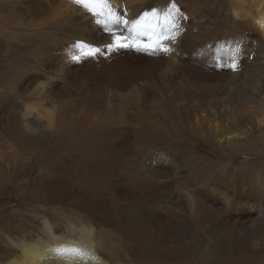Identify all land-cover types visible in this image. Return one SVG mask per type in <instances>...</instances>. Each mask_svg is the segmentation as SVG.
I'll use <instances>...</instances> for the list:
<instances>
[{
    "label": "bare ground",
    "instance_id": "bare-ground-1",
    "mask_svg": "<svg viewBox=\"0 0 264 264\" xmlns=\"http://www.w3.org/2000/svg\"><path fill=\"white\" fill-rule=\"evenodd\" d=\"M175 1L109 0L130 21L113 31L134 41L132 47L140 50L135 63L126 57L129 47L105 48L112 43L110 33L75 0H13L0 11V21L22 24L27 38L30 29L49 32L41 31L48 34H40L42 46L31 49L29 67L0 68L1 140H13L31 160L36 152L52 155L60 141H69L74 163H86L94 152L115 170L125 169L126 163L130 171L126 183L140 190L139 198L123 197L115 187V199L150 216L133 214L139 225L123 226L120 221L116 235L111 228L97 226L91 215L77 211L76 218L68 215L71 223L64 225L60 218L47 227V240L39 245L22 243L23 262L3 259L1 253L0 264H70L79 247L92 252L89 264H137L132 252L136 245L144 255L138 264L158 259L216 264L237 259L238 250L264 253V188L237 183L225 176L224 168L204 175L203 162L192 152L163 140L169 118L174 117V123L189 118L194 135L207 141L219 138L246 147L256 141L264 146V0H232V14L225 20L221 0ZM151 7L157 8L162 26L170 14L163 34H175L176 39L162 41L170 48L168 53L148 47L156 42V35L133 31L131 21L140 20ZM173 24L179 25V31ZM50 32L56 44L46 40L52 37ZM97 47L98 53L93 51ZM88 52L92 54H84ZM74 56L81 58L73 60ZM128 136L139 148L133 152L137 161L132 164L125 156ZM146 145L151 148L152 166L140 156ZM155 147L160 148L154 151ZM47 170L39 173L46 175ZM165 178L162 194L143 190ZM244 208L251 214L241 217ZM72 221L78 225H71ZM237 236L243 244L237 243Z\"/></svg>",
    "mask_w": 264,
    "mask_h": 264
},
{
    "label": "rangeland",
    "instance_id": "rangeland-1",
    "mask_svg": "<svg viewBox=\"0 0 264 264\" xmlns=\"http://www.w3.org/2000/svg\"><path fill=\"white\" fill-rule=\"evenodd\" d=\"M10 1L13 0H0V11L2 9H8L7 7ZM172 1L174 2L175 0ZM211 1L213 2L214 0ZM231 1L232 0L218 1V4H222L223 8H225L222 9V15H224L222 18L223 20L229 19L232 14V10L230 9ZM179 6L182 7L181 5ZM80 7H82V5H80ZM123 7L126 8L127 6L125 7V5H123ZM4 13H7V10H5ZM4 22L2 23L0 21V28H2L4 34L3 35L2 32L0 33V68L8 67L9 70H12L20 68V65H25V68L29 67L30 60L28 57L32 55L31 52L42 46L41 41L44 39L40 38V34L44 35L48 31H42L40 28H35L36 30L30 29L27 33H31L32 35L30 38L34 40L28 45H25L26 43H23L30 38H27L24 32H21L23 25H17L16 23L8 21ZM111 27L112 29L118 28L117 25ZM41 31L45 33H41ZM13 35L17 38H14ZM46 40L49 41L48 43L51 42L56 44L53 35L51 38L48 35V39ZM131 45H134V41ZM132 46L126 51V57L129 58L130 63H135L140 50ZM183 114L186 113L183 112ZM169 119H171V121L167 128L168 133L163 134V140L167 142L170 139L172 145H177L180 148L184 147L185 150L190 153L192 152L203 162L202 172L204 175L214 174L215 171H222L224 168L225 172H227L225 176L229 179H234L237 183L248 185L255 184L257 186L254 187L261 186V188H264V146L257 144L256 141H251V147H246L241 144L238 146L236 144H229L228 140H221L219 138L214 141H207L194 135V132L188 127L190 123L189 118H182L175 123L174 117ZM109 121L113 123L112 118ZM173 125L175 130H172ZM113 126L112 132L113 129L117 127V124L115 123ZM136 128V130H138L140 127L136 124ZM129 130L131 131L132 129ZM106 135H111V133ZM128 137L130 143L125 146V156L127 164H132V161H137V158L133 157V152L139 148H135V145L132 144V137ZM7 140L9 142H7ZM161 145L162 143H160V145L157 144V146ZM58 148L52 155L44 153V149H42L44 154L41 155L36 152L37 154L31 160V155L27 150L19 147L13 140L10 141L9 138L1 140L0 138V235H2L0 236V254H5L3 259H15L17 261L20 260L18 262H23V249L21 244L26 243L31 245L34 243H42V241L47 240V227H52L60 218L63 220L62 223H64V225L71 223L68 217V215L71 214L76 218L75 216L79 212H85L93 217L97 226L104 225L108 229L111 228L109 230H112V233L115 232L116 235H118L119 227L117 224L120 221L123 226L126 224L139 225L138 219L133 214L137 213L140 215L142 213L144 218H150L148 214L138 212L136 210L137 207L134 205H123V203L117 201V198L115 199L114 193H117L115 187L118 188L119 194H121V196L123 195V197H129L128 199L131 198L132 200H134V198H139L138 192H140V190L137 188L132 189L126 183L125 176L130 174V171L126 168L125 162V169L120 168V170H115L113 164L103 157L96 158L94 152L95 156L92 154L88 158L89 160H86V163L77 164L74 163L70 157L73 150L69 141H60ZM159 148L160 147H155L154 151ZM139 151H141V149ZM150 154L151 148H147V145L144 146V150L141 151L140 156L145 160V164H148H146L147 166H152L154 163L153 159H151V161L148 160ZM152 157L155 159L154 155ZM243 162H246L245 165H242ZM42 168L45 172L46 169H48L46 175L42 174L43 176H41L39 173L42 172ZM221 174V176H223V173ZM229 174L230 177L228 176ZM166 182H168L167 178L159 180L154 186L148 185V188H144L143 190L154 192L155 194L156 191H160L162 194L165 191L162 189L163 184ZM170 186H168L167 190H170ZM250 187L251 186H246V188ZM249 214H251V211L245 208L240 213L241 217ZM127 216L128 218L130 216V218L128 219ZM72 223L71 225H78L77 221H72ZM82 225L85 226V223H82ZM43 231L46 232L43 234ZM57 233H61V231ZM237 240V243L243 244L241 237L237 236ZM141 251L142 249L139 245L132 248L137 264L139 261H143L142 259L144 258V255L140 253ZM241 252L242 251L238 250L237 259H233V261L231 259L227 263L216 264H254L255 262L257 263V261L258 264L264 263V260L262 261V258H264L263 252L257 254H253L249 251H246L245 254L244 251ZM76 254V260L73 261L74 263L71 262L70 264H89V262L93 261L92 252L87 251L86 248L79 247ZM164 261L163 259H158L150 263L175 264L174 262ZM144 262L146 263V261Z\"/></svg>",
    "mask_w": 264,
    "mask_h": 264
},
{
    "label": "snow or ice",
    "instance_id": "snow-or-ice-1",
    "mask_svg": "<svg viewBox=\"0 0 264 264\" xmlns=\"http://www.w3.org/2000/svg\"><path fill=\"white\" fill-rule=\"evenodd\" d=\"M75 3L82 5L88 9V11L98 19L96 23L102 24L105 26V31L109 32L111 35L112 43L105 45L106 49H119V48H128L131 47V43L128 42V37L121 32L113 31V25H128L129 20L125 19L120 12L109 4V0H75ZM174 6V5H173ZM165 15L163 26L158 17L157 8L151 7L150 11H145L141 16L140 20H133V31L137 32L139 35H156L158 38L156 42L148 47H158L163 53H168L170 51L169 47L164 46L162 43L163 40H174L176 39L175 34L170 36H164V31L170 23L168 16ZM151 17V21H146V18ZM177 31H179V25H172ZM159 30V31H157ZM78 46H84L91 48V45H84L83 42H78ZM94 52H99L100 48L97 47L93 49ZM85 55H91L92 52L84 53ZM80 56L72 57L73 60H79ZM230 68L234 70L236 64L233 63L230 65Z\"/></svg>",
    "mask_w": 264,
    "mask_h": 264
},
{
    "label": "clouds",
    "instance_id": "clouds-1",
    "mask_svg": "<svg viewBox=\"0 0 264 264\" xmlns=\"http://www.w3.org/2000/svg\"><path fill=\"white\" fill-rule=\"evenodd\" d=\"M128 41H129L131 44H132V42H133V41L131 40V38H130V37H128Z\"/></svg>",
    "mask_w": 264,
    "mask_h": 264
}]
</instances>
